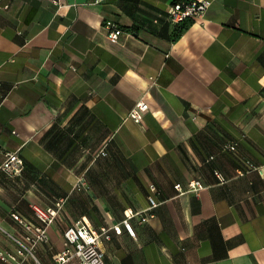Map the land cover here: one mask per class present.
I'll return each instance as SVG.
<instances>
[{
	"label": "crops",
	"instance_id": "1",
	"mask_svg": "<svg viewBox=\"0 0 264 264\" xmlns=\"http://www.w3.org/2000/svg\"><path fill=\"white\" fill-rule=\"evenodd\" d=\"M173 1L0 0V165L24 163L0 169V227L57 211L42 264L78 220L109 231L104 264H264V0H210L176 39ZM130 212L152 215L134 236Z\"/></svg>",
	"mask_w": 264,
	"mask_h": 264
},
{
	"label": "built area",
	"instance_id": "2",
	"mask_svg": "<svg viewBox=\"0 0 264 264\" xmlns=\"http://www.w3.org/2000/svg\"><path fill=\"white\" fill-rule=\"evenodd\" d=\"M100 3L104 0H95ZM211 6L210 0H181L172 3L168 8V19L172 24H180L186 21L203 20ZM108 38L112 42H117L122 34L121 29L113 23H108ZM148 105L142 101L138 102L129 117L135 123H141L143 119L142 112L147 111ZM228 149L234 151L235 145H228ZM104 155L105 153L102 152ZM0 169L11 172L13 175H20L24 169V163L18 154V151L7 152L5 160L0 165ZM220 182L224 178L216 173ZM201 180L195 179L187 185V192H199L204 189ZM176 189L183 191L181 185H176ZM152 192L155 187L151 186ZM149 210L157 206L153 197H149ZM60 208V205H57ZM31 210L34 216V222L23 219L16 213H11L12 220L16 223L18 229L16 234H10L0 227L14 245V250L0 249V264H24L31 261L32 264H42L37 257V249L40 245L49 242V228L54 224L57 211L51 208L41 207L38 204H32ZM139 216L140 213L130 212L125 214L122 224L131 236H134L133 229L129 220ZM152 215L140 217V222L145 223ZM116 234H120L118 227L114 228ZM109 231L101 229L97 231L88 226L82 220L70 224L63 233L62 250L54 256L55 264H104V252L100 248V242L109 240Z\"/></svg>",
	"mask_w": 264,
	"mask_h": 264
},
{
	"label": "trees",
	"instance_id": "3",
	"mask_svg": "<svg viewBox=\"0 0 264 264\" xmlns=\"http://www.w3.org/2000/svg\"><path fill=\"white\" fill-rule=\"evenodd\" d=\"M177 1H181V0H175L173 1L174 2H177ZM193 23V21H186V22H183V23H180V24H175V30H174V34H175V39L182 33V31L188 27L189 25H191Z\"/></svg>",
	"mask_w": 264,
	"mask_h": 264
}]
</instances>
